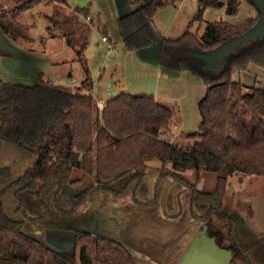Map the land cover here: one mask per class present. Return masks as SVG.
<instances>
[{
	"label": "trees",
	"instance_id": "obj_1",
	"mask_svg": "<svg viewBox=\"0 0 264 264\" xmlns=\"http://www.w3.org/2000/svg\"><path fill=\"white\" fill-rule=\"evenodd\" d=\"M42 1L15 0L17 7L13 10L0 9V33L20 43L34 41L29 25L19 15ZM169 2L173 0H149L117 18L126 51L157 42L151 19ZM44 3L50 7L46 15L48 36L64 39L76 52L84 79L76 86L53 83L43 79L42 73L34 85L0 79V146L7 142L35 154L33 164L12 183L19 187V194H39L57 186L74 208L94 186L107 188L126 176L140 183L147 162L158 160L171 163L177 171L194 170L196 177L201 170L215 176L211 189L192 191V202L206 205L209 216L214 209L221 213L223 195L234 173L264 177V88L253 84L245 92L242 82L233 79L235 72L245 71L250 65L264 70V33L237 45L216 72L198 56L247 33L257 17L237 23L205 21L198 38L188 31L178 38L161 37L159 66L189 71L206 86L198 102L197 130L183 138L193 142L180 144L162 134L171 127L175 113L152 95L119 92L106 99L105 107L98 108L91 95L93 81L84 55L91 27L78 17L82 13L88 16L87 9L67 8L66 0ZM239 4L240 0H197L195 18L202 21L207 7L224 6L227 15H234ZM5 171L0 168V175ZM76 172L92 177L91 185L76 191L83 182L81 176L74 177ZM23 223L6 213L0 200V264H45L49 254L52 264H76L77 259L82 264L138 263L125 245L86 231L74 233L77 255L53 250L28 234ZM231 237L244 263L250 264L243 246Z\"/></svg>",
	"mask_w": 264,
	"mask_h": 264
},
{
	"label": "rangeland",
	"instance_id": "obj_2",
	"mask_svg": "<svg viewBox=\"0 0 264 264\" xmlns=\"http://www.w3.org/2000/svg\"><path fill=\"white\" fill-rule=\"evenodd\" d=\"M45 1L23 10L19 15V19L29 25L34 41L20 43L6 36L10 43L14 42V48L8 46L11 45L9 43L0 42V78L6 81L13 74L11 64L1 54H24V59L30 60V63L26 62L28 74L35 71L42 73L43 79L56 84L80 85L84 72L76 52L66 45L64 39L47 34L49 22L46 15L50 7ZM136 1L66 0L67 8L87 9L90 17L87 21L83 13L78 15L91 27L84 55L93 81L91 92L94 93V100H104L119 92L133 95L152 93L159 103L163 102L175 113L171 127L162 131L163 136L180 144L192 143V140L183 138L197 130L198 102L206 86L199 77L186 70L180 71L178 79L167 81L156 62L150 61L152 56L142 58L136 51L125 50L116 19L130 12V5ZM173 2L161 7L152 17V22L159 29L163 23V32L169 38H178L187 31L198 38L205 21L237 23L258 15L251 0H240L234 15H227L223 7H207L201 21L195 18L197 0ZM15 7V0H0V9L11 11ZM102 36H107L108 42L102 41ZM253 77L242 81L241 74H233V79L244 82L246 90H250ZM257 79L256 86L264 88V74ZM18 81L16 84L34 83L30 76ZM107 87L109 95L106 94ZM34 160V152L27 148L7 142L1 144L0 168H6V173L0 175V200L6 213L14 219L23 220L28 234L53 250L77 255L74 233L92 231L125 245L138 260L137 264H174L182 250L184 253L196 237L205 236L230 252L229 264H245L232 234L254 264H264V258L260 256V252L264 251L263 176L234 173L223 195L221 213L214 209L207 216L206 205L192 202V191L211 189L215 183L213 174L201 170L196 177L194 170L177 171L169 162L150 160L140 183L126 176L107 188L94 186L83 202L71 208L57 186L48 187L39 194H19V187L12 183ZM162 171L165 174L160 176ZM76 176L82 177V174L76 172ZM82 178L83 182L76 191L92 183V177ZM257 255L261 257L260 261L255 259ZM45 264H52L50 254ZM76 264L82 263L77 259Z\"/></svg>",
	"mask_w": 264,
	"mask_h": 264
},
{
	"label": "water",
	"instance_id": "obj_3",
	"mask_svg": "<svg viewBox=\"0 0 264 264\" xmlns=\"http://www.w3.org/2000/svg\"><path fill=\"white\" fill-rule=\"evenodd\" d=\"M258 17L254 27L247 33L234 37L219 48L199 54L206 67L218 71L224 57L237 45L264 33V0H254ZM230 252L220 248L212 238L196 237L186 251L181 255L177 264H229Z\"/></svg>",
	"mask_w": 264,
	"mask_h": 264
},
{
	"label": "crops",
	"instance_id": "obj_4",
	"mask_svg": "<svg viewBox=\"0 0 264 264\" xmlns=\"http://www.w3.org/2000/svg\"><path fill=\"white\" fill-rule=\"evenodd\" d=\"M145 1V2H144ZM149 0H137L136 2L132 3L130 6V11H132L133 9L137 8L138 6L148 2ZM175 3L176 0H173ZM223 3L225 2L224 0H221ZM144 2V3H142ZM254 0H251V3L254 5ZM172 3V4H173ZM135 4V6H134ZM224 8V6H222ZM221 7V8H222ZM160 9V8H159ZM157 9V10H159ZM256 9V8H255ZM156 10V12H157ZM155 12V13H156ZM155 15V14H154ZM256 17H258V15H256ZM118 18V17H117ZM117 20V19H116ZM159 22V21H157ZM159 23H162V22H159ZM151 26L156 34V38H157V42L147 48H142V49H137V50H133V51H136L138 52V56L139 57H142V58H148L150 56H152V62H156L155 64L158 66V70L160 71L161 75L163 76V78H165L167 81L168 80H175V79H178L180 77V72H177V71H172V70H168V69H165V68H162L161 66L158 65V58H159V41L161 39V37H167L165 34H167L165 31L163 32V23H162V26H160V29L156 26V23L152 22V19H151ZM103 41V40H102ZM0 42H5V44L9 43L11 45H8V46H16L14 45V42L11 43L8 41L6 35L0 33ZM104 42H108V41H104ZM111 44V43H110ZM14 48V47H13ZM152 51V52H151ZM151 52V53H150ZM1 56L4 57V59L6 60L7 63H10L11 64V67H12V71H13V74L9 75L8 78H6V81L5 80H1L4 81V82H11V83H18L19 79L21 80H24L25 78H27L28 76L31 77V79L33 78L34 79V84L37 83V73L34 71L33 73L31 74H28V72L26 71V68H27V65H26V62L28 61V63H30V60H26L24 59V54H17V56H12L11 54L7 53V54H1ZM141 58V59H142ZM149 60V59H148ZM29 65V64H28ZM239 74L242 75V81H245L247 78H254L253 82H252V85L256 84V81H258L257 78H259V75L261 74H264L263 70L258 68V67H255L253 65H250L247 70L245 71H241ZM192 79L195 80V78L191 77ZM248 82H250V80H248ZM244 83V82H242ZM244 85V84H243ZM245 92L249 91V90H246L244 89ZM140 95H148V93H143V94H140ZM149 95H152L154 96V94L152 93H149ZM204 96V94H203ZM202 96V97H203ZM201 97V98H202ZM155 98V96H154ZM156 101H159L158 99L155 98ZM163 103V102H161ZM198 115H199V112H198ZM199 122H200V116H199ZM26 230V229H25ZM90 231V230H89ZM91 233L95 234V232H92ZM252 240H254V238H252ZM60 247V246H59ZM62 249V248H61ZM224 249V248H223ZM184 249L182 250V252L178 255V258L177 260L174 262V264H177L178 260L180 259L182 253H183ZM260 256L264 258V251L262 250L260 252ZM259 255L256 256V260L260 261V257ZM250 260V264H254L253 260L251 261ZM229 263H230V258H229Z\"/></svg>",
	"mask_w": 264,
	"mask_h": 264
},
{
	"label": "built area",
	"instance_id": "obj_5",
	"mask_svg": "<svg viewBox=\"0 0 264 264\" xmlns=\"http://www.w3.org/2000/svg\"><path fill=\"white\" fill-rule=\"evenodd\" d=\"M85 19H86L87 21H89V20H90V17H89V16H86ZM102 40H103V41H108L107 36H102ZM110 47H111V44L109 43V44H108V48H110ZM106 94H107V95L110 94V89H109L108 87L106 88ZM91 95L94 97V93H93V92H91ZM94 98H95V97H94ZM106 99H107V98H106ZM106 99H104V100L96 99V101H97L96 103H97L99 109H102L103 107H105V105H106Z\"/></svg>",
	"mask_w": 264,
	"mask_h": 264
}]
</instances>
